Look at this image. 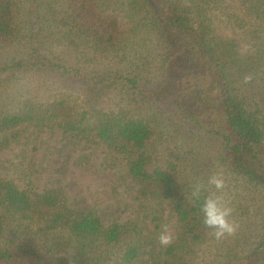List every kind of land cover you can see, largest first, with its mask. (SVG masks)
<instances>
[{"label": "trees", "instance_id": "16d2710c", "mask_svg": "<svg viewBox=\"0 0 264 264\" xmlns=\"http://www.w3.org/2000/svg\"><path fill=\"white\" fill-rule=\"evenodd\" d=\"M18 6L41 22L38 30L19 18ZM136 32L148 38L152 54L123 74L115 67L130 57ZM46 37L67 53L54 54ZM16 40L19 58L0 57L1 75L33 69L87 88L93 81L121 85L127 102L109 110L58 92L0 104V148L28 126L100 142L125 178L149 189L158 207H170L176 232L160 243L159 208L150 215L152 229L119 223L75 208L60 188L36 191L0 177V264H193L211 231L200 200L212 190L208 177L222 171L261 203L253 214L259 226L220 247L214 264H264V0H0V46ZM80 46L84 56H73ZM100 59L105 68L86 69ZM197 183L199 197L192 195ZM46 232L62 234L68 251L18 243ZM120 241L114 259L100 251Z\"/></svg>", "mask_w": 264, "mask_h": 264}, {"label": "rangeland", "instance_id": "374dc122", "mask_svg": "<svg viewBox=\"0 0 264 264\" xmlns=\"http://www.w3.org/2000/svg\"><path fill=\"white\" fill-rule=\"evenodd\" d=\"M19 4L23 6L21 2ZM17 11L19 18L27 22L32 20L34 27L37 30L40 28L41 22H36L35 17L26 16L23 7L18 6ZM223 33L225 34L224 31ZM45 40L47 44H51V38L46 37ZM52 42L54 43L55 40L52 39ZM128 43L127 54L130 57L125 60L126 63H118L115 67V70L117 68L121 70L122 67L123 74L137 71V64L146 61L152 54L151 44L143 33L136 32ZM54 44L49 45L54 54L67 53L63 46ZM240 44L242 49L247 46L246 41ZM21 45L19 40H16L12 44L0 46V57L7 61L19 58ZM79 50V53L76 52L78 50H73L72 55L84 56L81 46ZM104 62L106 61L100 59L91 63L86 69L92 71L97 68L103 69L106 67ZM91 85L92 87L87 88L74 78L33 69L15 72L10 76L0 73V104L4 107H12V104L17 105L25 96L42 99L58 92L70 94L72 100H86L90 106L109 110H115L127 102L121 85L104 82L94 86V81ZM136 103L140 104V102ZM15 133L13 138L9 137L8 144L0 148V177L12 179L19 186H29L36 191L52 187L60 188L75 208L105 212L104 215L119 223L140 221V224L145 222L152 229L153 222L150 218L154 215V208H159L160 233L169 232L172 236L175 234V221L170 207L165 203L158 207L157 200L150 198L149 189L142 190L140 186L125 178L124 171L102 143L72 139L63 135L57 128L28 126L19 128ZM222 172L221 174H227L223 198L233 209L231 220L236 224V231L221 240H216L209 234L196 246L193 264H214L215 253L220 247L225 244L236 245L238 238L250 234L253 226H259L257 220L253 221V214L255 207L261 203L260 196L250 188H245L244 182L234 178L230 172ZM143 191L145 196L142 194ZM19 242L34 247L51 245L62 252L68 251V242L62 234L52 236L47 232L46 235L34 233L21 236L18 238ZM123 243L124 241H120L100 251H107L109 253L107 259H114L120 244Z\"/></svg>", "mask_w": 264, "mask_h": 264}, {"label": "clouds", "instance_id": "9594fccd", "mask_svg": "<svg viewBox=\"0 0 264 264\" xmlns=\"http://www.w3.org/2000/svg\"><path fill=\"white\" fill-rule=\"evenodd\" d=\"M207 185L212 189L200 200V212L203 224L210 229V235L216 240H221L236 231V224L231 220L233 209L223 198L226 185L225 177L215 173L208 177ZM203 185L197 183L192 190V195L199 197ZM173 239L169 232H162L159 236L161 244H168Z\"/></svg>", "mask_w": 264, "mask_h": 264}]
</instances>
